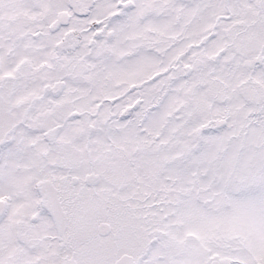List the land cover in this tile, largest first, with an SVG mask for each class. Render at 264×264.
Instances as JSON below:
<instances>
[{
	"label": "snow or ice",
	"instance_id": "snow-or-ice-1",
	"mask_svg": "<svg viewBox=\"0 0 264 264\" xmlns=\"http://www.w3.org/2000/svg\"><path fill=\"white\" fill-rule=\"evenodd\" d=\"M0 264H264V0H0Z\"/></svg>",
	"mask_w": 264,
	"mask_h": 264
}]
</instances>
